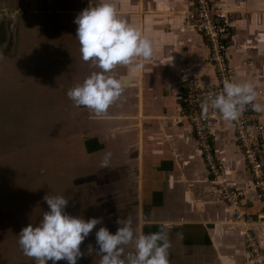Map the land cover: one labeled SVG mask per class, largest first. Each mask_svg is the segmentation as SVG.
<instances>
[{
  "label": "crops",
  "instance_id": "1",
  "mask_svg": "<svg viewBox=\"0 0 264 264\" xmlns=\"http://www.w3.org/2000/svg\"><path fill=\"white\" fill-rule=\"evenodd\" d=\"M191 1L113 0L121 17L149 36L153 54L139 70L119 64L111 70L112 75L125 78L127 83L121 96L109 106L108 119L102 120L106 123L111 153L108 173L113 179L109 181L121 190L120 196L112 197L116 201L108 204L119 205L115 221L130 219L134 232L162 229L169 243V264H245L250 253L246 234L253 235L260 249H264V201L253 187L233 123L225 120L209 124L222 166L218 181L244 194L239 208L243 218H236L233 207L221 199V186L208 172L185 117L183 78L194 77L205 88L217 83L208 63L207 40L186 21ZM212 1L232 13L228 58L234 69L233 81L253 84L256 104L262 106L257 112L264 124V0ZM98 2L0 1L1 8L7 6L18 14L14 15L17 20L11 19V30L15 31L17 26L16 34L20 30L31 34L20 37L16 43L18 51L5 56L13 59L15 68L28 69V63L36 56L37 40L32 30L40 23L35 21L40 19L42 25L43 20L56 18L59 26L63 23L64 27H77L74 17L89 4ZM7 9L5 15L10 18ZM66 38L65 49L60 43H47L52 47L44 53L45 65L41 68L45 69L48 85L51 75L73 76L76 84L88 76L85 68L100 71L91 60L81 58L76 38ZM71 46L74 52L70 51ZM28 47L32 51L28 52ZM60 86L55 85L58 92ZM91 138L98 139L104 149L107 146L102 132L93 133L86 140ZM133 250L130 243L124 246L122 255Z\"/></svg>",
  "mask_w": 264,
  "mask_h": 264
},
{
  "label": "rangeland",
  "instance_id": "2",
  "mask_svg": "<svg viewBox=\"0 0 264 264\" xmlns=\"http://www.w3.org/2000/svg\"><path fill=\"white\" fill-rule=\"evenodd\" d=\"M7 8L0 7V264H35V259L25 255L18 244V233L29 223L37 224L48 210L43 200L46 194L63 195L68 199L67 212L85 219L101 217L103 226L114 233L119 226L115 221L119 205L112 207L108 202H115L112 197L120 196L121 190L109 181L113 176L108 166L100 167L108 152V131L102 121L108 119V109L104 115L96 116L92 110L76 106L66 95L77 84L73 76L51 75L48 85L45 69L41 68L45 65L44 53L52 47L47 43L67 48L66 37L76 38V27H64L63 23L59 26L56 18L43 20V27L40 19L35 21L40 23L32 30L37 40L36 52L33 51L36 56L28 69L21 71L5 54L17 52V40L31 34L11 30V17L5 15ZM14 14V10L10 11L11 16ZM71 49L72 52V46ZM27 51L32 49L28 47ZM85 72L89 75L93 69L87 67ZM56 84L61 85L60 92ZM99 131L105 135L107 146L89 155L84 141ZM100 226L96 225L81 243L84 254L77 264H99L101 254L96 251L94 232ZM57 264L67 262L60 260Z\"/></svg>",
  "mask_w": 264,
  "mask_h": 264
},
{
  "label": "clouds",
  "instance_id": "3",
  "mask_svg": "<svg viewBox=\"0 0 264 264\" xmlns=\"http://www.w3.org/2000/svg\"><path fill=\"white\" fill-rule=\"evenodd\" d=\"M81 58L91 60L100 71H93L81 83L67 90L66 95L76 106H84L102 116L122 94L127 83L125 78H116L111 70L116 65L130 66L139 70L143 61L153 54L148 35L128 23L118 13L113 0H99L95 5L83 8L73 21ZM256 92L252 83L225 80L220 91H210L203 101V110L218 111L226 121H235L244 107L252 104L256 110L261 105L253 103ZM111 153L106 152L100 167L109 165ZM43 200L48 205L42 218L35 225L29 223L18 233V244L25 255L33 257L35 264H77L84 254L80 245L98 224L94 232L96 251L101 254L99 264H169L167 234L161 229L156 232H134L132 221H122L116 231L110 232L102 224L101 217L85 219L66 211L68 199L63 195L46 194ZM133 244L134 250L122 255L124 246ZM92 250L89 245L88 251Z\"/></svg>",
  "mask_w": 264,
  "mask_h": 264
},
{
  "label": "built area",
  "instance_id": "4",
  "mask_svg": "<svg viewBox=\"0 0 264 264\" xmlns=\"http://www.w3.org/2000/svg\"><path fill=\"white\" fill-rule=\"evenodd\" d=\"M231 16V12L216 6L212 0H192L191 7L186 14V21L205 36L209 47L208 63L217 76V83L206 88L201 87L194 77L182 80L185 117L192 126L193 135L201 150L206 168L216 181H218L222 166L216 155L209 124L225 120L210 106L205 112L203 101L210 91L222 90L225 80L233 81L234 69L228 58L232 39V27L229 25ZM258 93L261 94L262 91ZM256 102L255 98L253 103ZM231 123H233L236 139L253 187L264 201V124L251 103L246 105L238 118ZM218 182L221 186V199L233 207L237 219H242L239 208L243 192L234 187L223 186L222 180ZM246 241L250 253L245 264H264V249H260L256 238L248 233Z\"/></svg>",
  "mask_w": 264,
  "mask_h": 264
},
{
  "label": "trees",
  "instance_id": "5",
  "mask_svg": "<svg viewBox=\"0 0 264 264\" xmlns=\"http://www.w3.org/2000/svg\"><path fill=\"white\" fill-rule=\"evenodd\" d=\"M84 145H85L86 151L89 154H92V153H95V152H98L104 149V145L101 144L96 138H91V139L86 140Z\"/></svg>",
  "mask_w": 264,
  "mask_h": 264
},
{
  "label": "water",
  "instance_id": "6",
  "mask_svg": "<svg viewBox=\"0 0 264 264\" xmlns=\"http://www.w3.org/2000/svg\"><path fill=\"white\" fill-rule=\"evenodd\" d=\"M14 15H15V16H17L16 14H14ZM14 15H12L10 19H12V18H13V19H16V20H17V18H16ZM16 30H17V26H16V29H15V31H14V32H16Z\"/></svg>",
  "mask_w": 264,
  "mask_h": 264
}]
</instances>
